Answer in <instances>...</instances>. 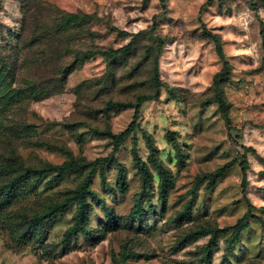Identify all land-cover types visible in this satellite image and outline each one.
Here are the masks:
<instances>
[{
	"label": "rangeland",
	"instance_id": "rangeland-1",
	"mask_svg": "<svg viewBox=\"0 0 264 264\" xmlns=\"http://www.w3.org/2000/svg\"><path fill=\"white\" fill-rule=\"evenodd\" d=\"M38 1L0 0V200L4 185L32 171L0 201V264H264V0H167L166 7L161 0H41L95 14L94 39L84 27L57 31L58 12L43 31L34 18ZM155 21L163 47L141 35L135 51L110 65L97 56L64 74L75 52L120 48L131 39L122 33L137 34ZM207 32L221 36L227 64ZM215 84L231 105L229 122ZM148 95L153 99L141 105L137 129L115 152L111 136L135 115L120 104ZM150 141L171 179L164 195ZM133 151L152 175L144 194ZM109 156L118 164L94 168L88 180L103 203L89 200L84 235L69 236L76 204L30 228L92 170L40 177L45 164ZM234 161L211 186L205 175ZM247 214L249 226L229 239ZM200 229L218 231L192 237ZM25 230L29 235L20 241Z\"/></svg>",
	"mask_w": 264,
	"mask_h": 264
},
{
	"label": "trees",
	"instance_id": "trees-1",
	"mask_svg": "<svg viewBox=\"0 0 264 264\" xmlns=\"http://www.w3.org/2000/svg\"><path fill=\"white\" fill-rule=\"evenodd\" d=\"M39 1H40V4L42 5L39 6V9L36 11L37 13L35 12L34 18L37 21L36 22L37 26L39 24L45 25L44 27L41 28L43 31L49 32L51 30L46 20L49 19L50 14L58 12L59 16L55 24L57 31L67 32L68 30L84 27L86 28V33L88 37L91 39L95 38V35L90 28V26L93 25L94 21L98 20L95 14L65 12L61 9H58L56 6L54 7V5L50 3H47L41 0ZM39 1L36 3H39ZM166 1L167 0H161L164 7H166ZM213 1L215 0H209V3H212ZM24 14H26V11L24 12ZM158 27L159 25L155 21L153 26L149 28L148 30L140 31L137 34H132V35L127 34L125 32L122 33L121 35L123 37H131V39L126 45L120 48H117V49H113V48L100 49V50L89 49L84 52H75L73 66L68 69H65L66 71H64V74L66 76H69L75 71V68H74L75 65H83L84 63L89 62L90 60H92L93 58L97 56H101L105 60V62L110 65L112 62L118 60L121 56L127 55L135 51L137 48L139 37L141 35L150 34V36L154 37V39L158 41V45L160 47H163V45L165 44L163 36L161 34L155 35V32L157 31ZM113 31H117V30H113ZM206 36L210 41H212L215 44L216 51H217L219 58L223 62H225L221 36L219 34H213L211 32H207ZM263 49H264V41H263ZM64 51L69 52V50L67 49H65ZM151 51L152 49L149 48L147 50V54H150ZM70 53L72 52L70 51ZM225 64H227V62H225ZM154 83L157 88H159L161 85V80H160L158 69L155 70ZM215 91H216V96H217L216 99H217L219 108L222 111L223 117L227 122H229V109L231 108V105L224 98V95L222 94L220 90V85L215 84ZM150 99H153V96H150V95L140 96L137 98L135 104H130V103L120 104V107H123V108H134L135 115H134L132 123L125 131L121 132L118 135L111 136L113 139V143L115 145V152H118L119 148L123 145L125 138L131 135L137 129L136 121L140 115L141 105ZM110 106H112V104L109 105V107ZM170 139L174 141V139L172 138ZM149 143H150L149 148L152 152V155H151L152 161L154 162L156 170L161 178L160 185H161L162 194L164 195L167 191V187L171 183V179L168 174V169L163 165V163L155 155L157 151L156 147L154 146L152 141H150ZM173 144L176 148H178L176 142H173ZM133 158H134L135 163L137 164L138 171L142 177V182H143L142 189H143V194H144L147 191L148 184L151 182L152 175H151V172L147 164L139 158L136 151H133ZM108 162L118 164V162L111 156L107 158H99V159H96L95 161H91L86 164L80 163L76 160L65 161L61 165L45 164L41 168V170H39L38 172L40 174V177L46 174H54L55 177L59 178L63 175L70 173L74 168L85 169V168L92 167V170L88 174L87 179H85L82 183H80L76 189L69 191V193H71V196L65 198V200H63L62 202L55 201L51 203L45 212H43L41 215L36 216L32 220V222H30L31 223L30 228L32 229V227L36 225H39L40 227H44L45 226L44 223L47 219L52 218L53 216L61 213L66 207L72 204H76L78 207V210L75 215V225L73 226V228H71L70 230L71 232L69 233V236H78L79 234L84 235V232L87 226L86 223L89 220L90 209H93V206L89 204V200L97 204L103 203V200L101 199L99 193L91 189L90 183L88 182V180L94 174V168L102 167ZM236 164H238V162L236 161L231 162L224 168L217 170L216 172L212 174L205 175V177H208L211 180L210 185L212 186V184H214L215 181L227 171V169H229L230 167ZM239 166L243 170L244 182H245L246 181V170L248 167V161H247L246 156L243 157V161L239 163ZM31 172H32L31 170H28L24 174L17 175L16 177L12 178L6 185H4L3 191H1L0 201L1 202L6 201L11 196H13L24 184H26L30 178ZM119 184L121 186L124 185L123 178L120 179ZM103 207L105 211H107V213L109 214V208H107L105 204H103ZM252 209H253V206L249 205V211H251ZM137 212L139 215L142 214L143 206L141 204L138 205ZM248 226H249V222H248V214H247L242 219H240L238 223L232 228L234 230V234L229 239L239 238L241 231L246 229ZM214 231L217 232L218 230L200 229L199 232H196V233L194 232L192 234V237L193 236H207L213 233ZM28 235H29V230H25L24 232H22L19 237L20 241H23ZM211 248H212V245H208L205 247V251L211 254ZM224 259H226L227 261V257H225Z\"/></svg>",
	"mask_w": 264,
	"mask_h": 264
}]
</instances>
